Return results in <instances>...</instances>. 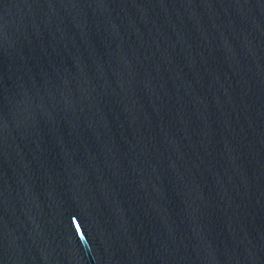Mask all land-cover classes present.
Returning <instances> with one entry per match:
<instances>
[{
	"label": "water",
	"instance_id": "water-1",
	"mask_svg": "<svg viewBox=\"0 0 264 264\" xmlns=\"http://www.w3.org/2000/svg\"><path fill=\"white\" fill-rule=\"evenodd\" d=\"M0 264H264V0H0Z\"/></svg>",
	"mask_w": 264,
	"mask_h": 264
}]
</instances>
